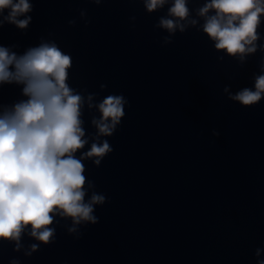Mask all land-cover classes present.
Instances as JSON below:
<instances>
[{"label": "clouds", "instance_id": "9594fccd", "mask_svg": "<svg viewBox=\"0 0 264 264\" xmlns=\"http://www.w3.org/2000/svg\"><path fill=\"white\" fill-rule=\"evenodd\" d=\"M92 2L100 4L103 0ZM141 2L148 13L170 4L157 26L170 34L177 29L185 31L186 25L180 22L190 16L189 0ZM32 10L30 0H0V27L6 20L26 29L31 21L26 14ZM197 14L204 18L203 32L215 41L217 50L241 58L257 50L264 0H206ZM190 23L195 25L197 20ZM165 41L170 42L167 37ZM71 67V56L54 42H42L20 55L0 45V85H23L26 97L0 110V241L15 242V251H19L26 229L30 228L32 238L48 244L55 232L51 227L55 215L70 218L74 225L82 221L95 224L94 205L105 203V196L95 192L85 201L83 160L95 157L93 163L100 165L113 149L104 139L91 143L89 150L77 157L88 140L81 118L84 97L67 82ZM230 99L244 107L260 102L264 99V74L255 77L254 88L245 87ZM126 103L123 95L110 94L97 105L100 116L91 121L97 138L114 134L125 115ZM38 247L30 245L32 251Z\"/></svg>", "mask_w": 264, "mask_h": 264}]
</instances>
